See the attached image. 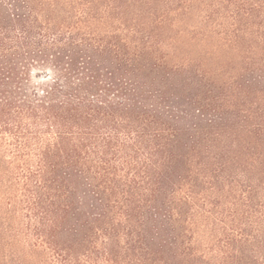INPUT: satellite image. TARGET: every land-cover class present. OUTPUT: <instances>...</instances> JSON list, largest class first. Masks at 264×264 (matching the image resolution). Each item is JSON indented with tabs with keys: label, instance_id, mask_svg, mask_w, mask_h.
<instances>
[{
	"label": "trees",
	"instance_id": "1",
	"mask_svg": "<svg viewBox=\"0 0 264 264\" xmlns=\"http://www.w3.org/2000/svg\"><path fill=\"white\" fill-rule=\"evenodd\" d=\"M0 264H264V0H0Z\"/></svg>",
	"mask_w": 264,
	"mask_h": 264
}]
</instances>
